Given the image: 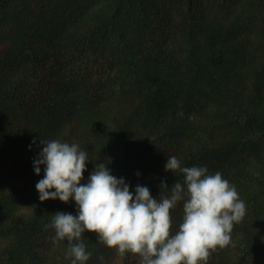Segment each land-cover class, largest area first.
Here are the masks:
<instances>
[{
	"label": "trees",
	"instance_id": "1",
	"mask_svg": "<svg viewBox=\"0 0 264 264\" xmlns=\"http://www.w3.org/2000/svg\"><path fill=\"white\" fill-rule=\"evenodd\" d=\"M97 59L107 75L81 73ZM53 139L87 152L81 183L104 163L153 198L183 182L168 156L220 172L247 212L207 264H264V0H0V264H71L44 226L75 201L36 189ZM171 216L175 232L183 202ZM84 243L86 264H140Z\"/></svg>",
	"mask_w": 264,
	"mask_h": 264
},
{
	"label": "clouds",
	"instance_id": "2",
	"mask_svg": "<svg viewBox=\"0 0 264 264\" xmlns=\"http://www.w3.org/2000/svg\"><path fill=\"white\" fill-rule=\"evenodd\" d=\"M40 143L43 148L34 161L36 175L45 166L36 183L39 200H74L77 206L76 215L57 212L44 226L54 231V243L67 241L71 264H86L92 255L84 243L85 232L95 233L99 242L121 256L137 255L140 264H207L217 248L232 244L234 225L246 216L245 202L220 172L182 167L174 155L168 156L165 171L180 172L183 182L170 187L162 182L160 188L166 192L153 198L147 186L137 185L133 193L104 163L95 164L87 183H81L90 159L78 143L59 139ZM180 202L182 222L173 232L171 210ZM99 259L103 261V256Z\"/></svg>",
	"mask_w": 264,
	"mask_h": 264
},
{
	"label": "rangeland",
	"instance_id": "3",
	"mask_svg": "<svg viewBox=\"0 0 264 264\" xmlns=\"http://www.w3.org/2000/svg\"><path fill=\"white\" fill-rule=\"evenodd\" d=\"M111 71L109 66L103 64L102 59H97L96 61H91L88 65L87 72L81 71L88 77H102V75H107Z\"/></svg>",
	"mask_w": 264,
	"mask_h": 264
}]
</instances>
